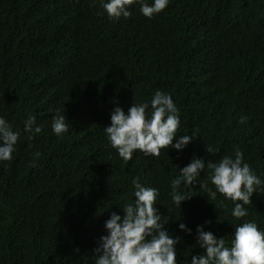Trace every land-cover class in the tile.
Wrapping results in <instances>:
<instances>
[{
	"label": "trees",
	"instance_id": "trees-1",
	"mask_svg": "<svg viewBox=\"0 0 264 264\" xmlns=\"http://www.w3.org/2000/svg\"><path fill=\"white\" fill-rule=\"evenodd\" d=\"M96 3L0 0V116L19 132L13 158L0 161V264H95L104 221L135 199L133 178L160 190L156 207L179 237L178 264L203 254L195 226L205 220L227 246L237 223L264 229V191L241 220L232 201L219 193L208 201L199 186L180 185L192 196L182 207L169 196L194 156L205 161L199 180L214 190L208 162L237 148L264 179V0H170L157 18L119 20ZM9 7L36 12L19 16ZM156 90L179 109L178 135L195 138L179 152L136 151L124 161L103 128L114 106L127 112ZM58 114L69 129L61 137L51 128ZM29 115L41 126L31 137Z\"/></svg>",
	"mask_w": 264,
	"mask_h": 264
},
{
	"label": "clouds",
	"instance_id": "clouds-1",
	"mask_svg": "<svg viewBox=\"0 0 264 264\" xmlns=\"http://www.w3.org/2000/svg\"><path fill=\"white\" fill-rule=\"evenodd\" d=\"M24 1V0H20ZM98 12H106L113 20L129 18L154 19L170 3V0H98ZM19 16L33 15L34 9H6ZM180 125L179 109L170 94L156 90L150 100L131 104L127 112L118 104L110 113V123L104 126L106 139L124 161L132 158L136 151L145 156L157 157L161 149L169 148L182 151L195 137L178 135ZM52 132L61 137L68 132L65 115H56L52 121ZM24 131L31 137L41 132L35 117L29 115L24 121ZM19 132L0 116V161L11 160ZM211 152V147H206ZM39 152L33 153L39 157ZM211 169L208 180L214 186L209 188L206 182L199 180L205 168L202 157L194 156L189 163L179 167L180 175L170 182L169 196L175 205L182 207V202L190 199L179 190L183 183L189 188L199 186L207 193V199L215 200L217 193L224 200L233 203L231 215L236 220L247 217L248 208L252 204L254 193L264 191V179L244 160L243 152L237 148L234 155H225L216 163L208 162ZM132 189L134 201L126 203L120 212L112 211L104 221L106 234L99 236L96 246L95 264H178L176 245L178 236L169 235L166 227L169 216L162 215L156 207L160 190L146 186L138 178H133ZM223 204V201H220ZM211 220L195 226V244L203 250V254H193L190 264H264V229L258 228L255 221L244 220L233 225L230 246L226 245L223 236H217L211 230H205ZM178 228L187 234L193 229L185 223ZM78 251V249H76Z\"/></svg>",
	"mask_w": 264,
	"mask_h": 264
}]
</instances>
